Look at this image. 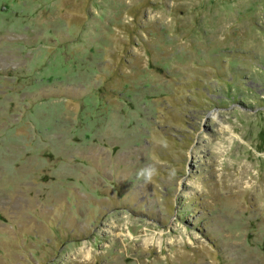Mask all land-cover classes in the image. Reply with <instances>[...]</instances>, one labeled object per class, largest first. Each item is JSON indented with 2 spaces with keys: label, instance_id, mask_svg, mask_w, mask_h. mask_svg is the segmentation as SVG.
Here are the masks:
<instances>
[{
  "label": "rangeland",
  "instance_id": "obj_1",
  "mask_svg": "<svg viewBox=\"0 0 264 264\" xmlns=\"http://www.w3.org/2000/svg\"><path fill=\"white\" fill-rule=\"evenodd\" d=\"M0 264H264V0H0Z\"/></svg>",
  "mask_w": 264,
  "mask_h": 264
},
{
  "label": "clouds",
  "instance_id": "obj_2",
  "mask_svg": "<svg viewBox=\"0 0 264 264\" xmlns=\"http://www.w3.org/2000/svg\"><path fill=\"white\" fill-rule=\"evenodd\" d=\"M155 174V169L154 168H146L142 169L138 175L143 178L145 181H150Z\"/></svg>",
  "mask_w": 264,
  "mask_h": 264
},
{
  "label": "bare ground",
  "instance_id": "obj_3",
  "mask_svg": "<svg viewBox=\"0 0 264 264\" xmlns=\"http://www.w3.org/2000/svg\"><path fill=\"white\" fill-rule=\"evenodd\" d=\"M152 241H153V237H148L145 239V244L146 245L150 244ZM156 241L159 245H162V239L161 238L156 239Z\"/></svg>",
  "mask_w": 264,
  "mask_h": 264
}]
</instances>
